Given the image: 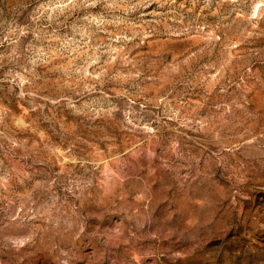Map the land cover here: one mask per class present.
<instances>
[{
	"label": "clouds",
	"instance_id": "1",
	"mask_svg": "<svg viewBox=\"0 0 264 264\" xmlns=\"http://www.w3.org/2000/svg\"><path fill=\"white\" fill-rule=\"evenodd\" d=\"M0 264H264V0H0Z\"/></svg>",
	"mask_w": 264,
	"mask_h": 264
}]
</instances>
